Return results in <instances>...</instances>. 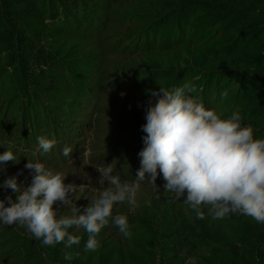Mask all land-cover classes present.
I'll list each match as a JSON object with an SVG mask.
<instances>
[{"label": "trees", "instance_id": "1", "mask_svg": "<svg viewBox=\"0 0 264 264\" xmlns=\"http://www.w3.org/2000/svg\"><path fill=\"white\" fill-rule=\"evenodd\" d=\"M132 1L138 0H0V153L11 150L19 160L7 162V167L23 169L29 159L51 170L82 168L88 133L94 132L97 117L108 106L104 101L112 88L100 72L101 59L131 49L148 53L185 44L207 52L210 43L204 35L210 29L229 35L231 43L221 49V58L245 67L240 80L233 87L224 76L218 85L217 78L203 74L197 81L182 79L178 86L191 82L204 106L215 110L231 107L226 98L231 90L243 123L253 128L256 138H264V0H184L129 50L128 41L116 39L107 26L115 24L121 6ZM163 28L167 30L164 41L159 36ZM58 42L97 61L92 64L86 59L77 66L64 61L57 50L47 47ZM158 81L146 87L163 85ZM41 135L57 142L48 153L38 149L36 138ZM66 146L72 148L70 158L61 155ZM92 159L89 156L97 167L107 161V157L101 162ZM139 159L132 161L131 172L115 170L114 174L131 182ZM154 220L153 210L146 206L136 224L152 228ZM247 221L235 258L222 264H264V224ZM24 258L23 264H47L37 254Z\"/></svg>", "mask_w": 264, "mask_h": 264}, {"label": "rangeland", "instance_id": "2", "mask_svg": "<svg viewBox=\"0 0 264 264\" xmlns=\"http://www.w3.org/2000/svg\"><path fill=\"white\" fill-rule=\"evenodd\" d=\"M183 1L138 0L124 3L118 13V21L107 28L109 27V32L115 35L116 39L127 40V48L130 50L134 42L147 30L155 27V22H160L162 15H171L174 8H179L178 5ZM45 26L49 29V25ZM46 28L45 30H48ZM166 33V28L159 32L163 41ZM205 33L204 36L210 43L207 52L185 44L169 47L165 51L148 53H137L131 49L127 54H112L101 59L100 72L112 88L104 101V105L108 106L97 117L94 132L88 133L82 168L52 170L67 176L65 183L78 185L73 197L81 211L83 206L90 203V198L97 195L103 187L98 182L99 173L96 168L99 167L92 164L93 161L89 162V156L99 162L107 157V161L101 165L113 163L115 170L132 171V161L137 159V153L143 147L144 133L141 125L145 123V109L150 99L149 90L159 89L146 87L149 82L159 79L158 82L163 84L162 86L172 88L178 86L182 79L194 77V81H197L200 75L205 74L209 79L217 78L218 85L224 76L229 79L227 85H237L245 67L234 66L221 58V49L231 43L229 35L226 36L222 29H210ZM60 45L58 42L47 47L53 52L57 50L59 58L76 66V63H85L86 59L92 64L97 61L93 56L78 52L76 48ZM132 78L135 79L131 82ZM223 88L224 86L220 89ZM122 92L124 95H121ZM231 93L230 90L226 96L231 100V107L227 110H216L222 118L237 110L233 105ZM151 99L155 102V98ZM18 171L19 169L7 167L6 171L0 172V183ZM28 172L29 170H24L19 181L27 183L30 180ZM156 184L159 190L142 184L136 206L130 207L126 203L114 206L113 214L120 213L128 217L132 232L130 239L124 238L109 224L96 237L99 242L97 250L86 252L84 243L88 234L82 228H71L70 232L81 236V242L79 246L74 245L72 249L66 250L62 243L42 246L25 227L9 225L0 227V249L3 248L0 250V264H23L27 260L24 256L31 254L42 256L47 264H68L63 259L64 251H72L74 255L78 253L72 264H187L189 258H195L197 264H222L235 258V248L239 246L237 241L244 234L247 220L252 219L251 217L234 214L222 220H214L207 214V208L202 206L205 217L197 219L191 208L182 202L184 197L179 201L173 193L164 191L163 180L156 181ZM6 195H12L15 199L11 189L0 188V199ZM146 206L153 210L155 215L152 228L136 224L142 208ZM59 211L63 215L71 214L67 208L61 207Z\"/></svg>", "mask_w": 264, "mask_h": 264}, {"label": "clouds", "instance_id": "3", "mask_svg": "<svg viewBox=\"0 0 264 264\" xmlns=\"http://www.w3.org/2000/svg\"><path fill=\"white\" fill-rule=\"evenodd\" d=\"M196 92L191 82L149 90L135 179L129 182L114 174L113 163L96 168L103 187L83 211L73 197L78 185L65 183L67 176L43 162L28 159L23 169L0 183V188L15 194V199L12 195L0 199V227L23 226L42 246L62 243L66 250L81 242V236L69 229L82 228L88 234L84 250L95 252L99 246L96 237L109 224L124 238H131L127 215L113 214L114 206H136L142 184L159 190L158 176L164 181V191L173 193L179 201L184 197L182 202L197 219L205 217L204 206L214 220L240 214L264 224V138L254 136L253 128L243 123L238 110L222 118L215 109L206 108ZM36 142L43 153L57 143L43 135ZM71 152V147L61 149L66 158ZM9 161L19 163L7 149L0 153V172L6 171ZM25 169L29 170L27 183L19 181ZM61 207L71 214H61ZM75 255L64 251L63 259L72 264ZM187 264H197L196 259L189 258Z\"/></svg>", "mask_w": 264, "mask_h": 264}]
</instances>
